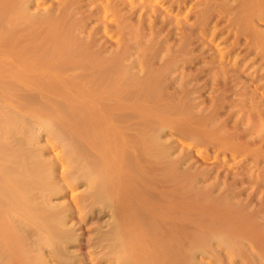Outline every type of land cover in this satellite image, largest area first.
<instances>
[{"label": "rangeland", "instance_id": "1", "mask_svg": "<svg viewBox=\"0 0 264 264\" xmlns=\"http://www.w3.org/2000/svg\"><path fill=\"white\" fill-rule=\"evenodd\" d=\"M0 59V147L66 217L69 264H123V202L146 264H264V0H0ZM78 91L122 142L118 198L85 174L98 152L43 122L77 119Z\"/></svg>", "mask_w": 264, "mask_h": 264}, {"label": "bare ground", "instance_id": "2", "mask_svg": "<svg viewBox=\"0 0 264 264\" xmlns=\"http://www.w3.org/2000/svg\"><path fill=\"white\" fill-rule=\"evenodd\" d=\"M16 20H17V18H16ZM30 22H33V21H30ZM66 51H68V50H66ZM66 51H65V53H67ZM77 54H78L77 56L80 55L79 57H81V56H83L84 53L80 54L77 51ZM40 67H42V66H40ZM16 73L17 72H14V75H17L19 72L17 74ZM18 76H19V74H18ZM20 76H21V73H20ZM60 88L61 87L59 85V89ZM76 94H77V96H74V94L67 93L66 98L70 97L72 100L73 97L71 95H73L74 97H77V104H79V107H77V119L74 118L75 119L74 121H72V119H71V122L70 121L65 122L66 118L63 117L64 114L62 115L61 111L60 112L59 111L54 112L51 110L52 111L51 114H48V115L45 114L43 116V118H44L43 122L45 121L47 124H51V125L53 123L54 124L58 123L59 125H61L63 127L64 131L66 130L64 132V131H61L62 128H59V130L61 129L59 132L64 133V134L66 132H68L66 135L69 134L71 136H73L72 134H74L75 138L76 137L81 138L79 141H77L78 145H79V142L83 140L84 142L83 141L82 142L86 143V145H88L89 148L91 147L90 149L96 150V152H98V154H99L98 158L95 157L96 158L95 160H93L90 163H87L86 166L84 165L86 167L84 170L85 174H86L87 178L90 180V182L92 183V185L98 189V191H97L98 195H100L106 199L118 198L117 196L120 193H123V191L125 192V189L123 187V183H125V181L128 180V179L124 180V173H125L126 166L124 168L123 163H122V162H124V161H122V157L124 158L123 148H122V144H121L122 142L119 141L120 138L115 134V132L111 129V127L109 128V126H110L109 124L111 122L110 123L107 122L106 121L107 119L105 120V118L101 114L96 113L97 115H91V116L82 115L81 112H85L86 110L84 111L83 109H88L90 103L87 100L84 93L82 94L80 91H78ZM70 98H68V99H70ZM69 105H70L69 107H71V110L74 111L72 104H69ZM48 113H50V112H48ZM73 113H75V112H73ZM39 116H40V114H39ZM41 118H42V113H41ZM1 128L2 127H0V132H2V130H3ZM76 134H77V136H76ZM2 135L0 134V136H2ZM73 138H74V136H73ZM78 145H77L78 150L81 151V148ZM80 145H81V142H80ZM82 145L85 147V144H82ZM2 150L3 149L0 147V157L2 158V159H0V172L2 174L1 173L0 174L3 175L2 178H0V194H1L0 195L1 196V198H0V245L4 246V249L7 247L6 248L7 250L5 249L7 251V253H5V254H6V256L8 254V259L11 261L10 263L11 264L12 263L13 264H69L72 256H71V254H69L66 251V247L73 240V234H71L70 231L68 232L69 229L67 231H64L62 229V227L64 226V223H65L66 217L59 215V214H56V211L55 210L53 211V209L51 210L50 208L48 210H46L44 208H41V209L35 208L34 209L31 206L32 203L30 204L29 202H31V201H28L30 199L27 198L28 194L27 193L25 194L26 189L27 190L29 189L25 186L28 185V183H30V182L26 183L25 181H23L24 177L22 179H21V177H18L20 175L17 172V170L19 168H17V170L15 171V169H16V167H18V165L13 161V159L8 160V155L6 157L5 156L6 154H4L5 150L4 151H2ZM2 152H3V154H2ZM6 152L7 151H5V153ZM1 154L3 157L1 156ZM78 155H80V153ZM4 156L7 159L8 163L4 159ZM79 157H81V156H79ZM2 161L3 162L5 161L4 163H6V165H4V163H2ZM13 164H16V166H14ZM5 166L7 168L14 166L15 168H14V170L11 168L7 169ZM22 169H21V171H22ZM1 175H0V177H1ZM28 175H30V174H28ZM40 176H41V174H40ZM38 178H39V175H38ZM28 179H29V177L27 179H24V180L28 181ZM30 179L31 180H29V181H32L35 178H33V179L30 178ZM35 180H37V179H35ZM35 180H34V182L32 181V184H36ZM25 183H26V185H25ZM38 184L40 185V187L42 185H46V184L47 185L45 187L50 188V186H51V185L49 186L48 185L49 183H47V182L45 184V181L43 180V178L39 179ZM30 186H31V183H30V185H28V187H30ZM45 187H43V188H45ZM37 188H39V187H37ZM43 190L45 191V189H43ZM44 191H42V192H44ZM51 191L52 190H50V192ZM135 192H136V190H135ZM121 198H119V200H121ZM122 200H124V198ZM111 201H113V200H111ZM124 201H126V200H124ZM123 204H125V205L121 208L122 211L120 212L122 221L120 220L121 224H119L118 229L115 228V229H117L116 235H117L120 247H121L120 257H121L122 263L123 264H146L148 257L146 256V254L143 252V250L140 248V246L138 244L139 243L138 241L140 239L138 238L139 240H137V237L139 235H141L142 233L141 234L139 233V235L137 236L136 234H134L136 230L134 232L132 231V225L134 222V220H133L134 219V215H133L134 211H132L131 207H133V206H131L127 202H125V203L123 202ZM123 204H121V205H123ZM145 209H147V208H145ZM134 210H135V208H134ZM135 214H137V213H135ZM135 217H137V216H135ZM19 218L21 220H26V223L29 222L32 226L34 225L36 227V230L34 231V233L36 235L33 234L35 237H33L32 240H29L30 243H28L29 249L24 244L23 238H21L19 236L20 234L17 233V230L12 227L13 224L11 225L13 220H16ZM134 225L136 226V224H134ZM26 226H28V225H26ZM137 231H139V230H137ZM143 233H144V231H143ZM141 243H143V242H141ZM151 243H152V241H151ZM154 244H152V245H154ZM148 252H150V251H148ZM153 253H154V251H153ZM146 257H147V259H146ZM2 258L4 259V256ZM152 258L153 257H151V259ZM5 259H7V258H5ZM156 259H157V257H156ZM145 260H146V262H145ZM148 261L151 262L150 260H148ZM149 262H148V264H149ZM70 263H72V262H70Z\"/></svg>", "mask_w": 264, "mask_h": 264}]
</instances>
